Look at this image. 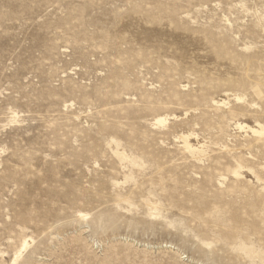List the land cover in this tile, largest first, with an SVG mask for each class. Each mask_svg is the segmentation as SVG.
I'll return each instance as SVG.
<instances>
[{"label": "rangeland", "instance_id": "1", "mask_svg": "<svg viewBox=\"0 0 264 264\" xmlns=\"http://www.w3.org/2000/svg\"><path fill=\"white\" fill-rule=\"evenodd\" d=\"M237 122L264 124V0H0V264H261Z\"/></svg>", "mask_w": 264, "mask_h": 264}, {"label": "bare ground", "instance_id": "2", "mask_svg": "<svg viewBox=\"0 0 264 264\" xmlns=\"http://www.w3.org/2000/svg\"><path fill=\"white\" fill-rule=\"evenodd\" d=\"M242 99H243L242 97L236 96L237 101H242ZM213 103L215 106L221 107L222 104L225 102L219 103L218 101L213 100ZM167 118H168L167 116L164 118L158 117L156 119L157 120L156 123H165L167 121ZM236 126L239 129L246 130L247 132H251L252 137H254L253 141H255L256 145H257V146L252 145V144L250 145V143L244 145L245 148H248V150L250 149V156H249V158L248 157L245 158V161L250 162L249 161L250 159H254V157H257L256 154H252L254 148H261L260 152H262L263 156H264V124L261 122H257V124L255 126H248L247 124H243V122L242 123L237 122ZM192 136H194L193 133L182 134L180 136V139L182 140V147L184 148L185 151H187L188 153H191L193 155L203 153L205 151V150L203 151V146L195 145L191 142ZM227 148H225V149H227ZM116 154L120 155L123 158L126 157L125 153H119L118 151H116ZM237 165H238V169L236 170V168H235V171L233 170L235 176L237 175L239 177L241 175L240 170H244V171L248 170V171H252L253 173H255L253 170V167H251V166L244 165L243 163H240V162ZM261 168H262V166H261ZM263 169H264V166H263ZM223 179H226V177L224 176ZM153 208L156 209V207H153ZM255 233L257 234L258 240L261 241L262 247L259 248V247H257L258 245L257 246H255V245L247 246L245 244H242L240 246V249L244 252V255L248 259H250V260L258 259L261 264H264V229H257ZM27 245H28V241H26L24 243L23 248L26 249ZM16 261H17V259L13 260L11 264H15Z\"/></svg>", "mask_w": 264, "mask_h": 264}]
</instances>
